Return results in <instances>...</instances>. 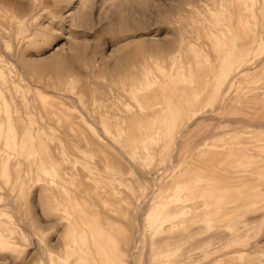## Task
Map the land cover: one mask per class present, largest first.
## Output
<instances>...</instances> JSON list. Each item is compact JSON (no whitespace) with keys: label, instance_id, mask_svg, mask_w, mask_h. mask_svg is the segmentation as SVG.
<instances>
[{"label":"rangeland","instance_id":"rangeland-1","mask_svg":"<svg viewBox=\"0 0 264 264\" xmlns=\"http://www.w3.org/2000/svg\"><path fill=\"white\" fill-rule=\"evenodd\" d=\"M263 124L264 0H0V264H264Z\"/></svg>","mask_w":264,"mask_h":264},{"label":"bare ground","instance_id":"bare-ground-1","mask_svg":"<svg viewBox=\"0 0 264 264\" xmlns=\"http://www.w3.org/2000/svg\"><path fill=\"white\" fill-rule=\"evenodd\" d=\"M261 61H262V60H261ZM250 68H251V67H250ZM241 71H242V70H241ZM237 74H238V73H237ZM235 75H236V74H235ZM229 81H230V80H229ZM225 89H226V88H225ZM225 89H224V90H225ZM213 110H214V109H213ZM205 115H206V114H205ZM240 122H241V120H240ZM189 124H190V123H189ZM245 124H247V122H246ZM187 125H188V124H187ZM263 125H264V124H263ZM261 127L264 128V126H261ZM24 129H25V128H24ZM183 129H184V128H183ZM181 131H182V130H181ZM184 131H185V130H184ZM182 133H183V132H182ZM161 141H162V140H161ZM163 141H164V140H163ZM175 141H176V140H175ZM177 143H178V142H177ZM177 145H178V144H177ZM153 146H154V145H153ZM175 147H176V145H175ZM154 149H155V148H154ZM174 149H176V148H174ZM177 152H178V151H177ZM175 155H176V153H175ZM171 163H172V162H171ZM158 173H159V172H158ZM155 178H156V177H155ZM156 180H157V179H156ZM156 188H157V187H156ZM156 188H155V189H156ZM154 192H157V189H156ZM150 196H151V195H149V197H150ZM146 199H148V198H146ZM144 202H145V203H144ZM148 203H149V200L143 201V204H145V205H147ZM143 204H142V205H143ZM142 207H143V206H141V209H142V210H145V209H143ZM144 208H146V206H144ZM142 210H141V211H142ZM156 211H157V210H156ZM143 212H144V211H143ZM143 212H142V213H143ZM138 215H139V214H138ZM138 215H137V216H138ZM139 219H140V218H139ZM138 224H139V223H138ZM138 224H137V228H138ZM137 228H136V229H137ZM139 229H140V228H139ZM134 232H135V231H134ZM139 232H140V231L137 229V233H139ZM137 233H136V234H137ZM140 234H141V233H140ZM140 234H139V235H140ZM136 236H137V235H136ZM136 236H135V237H136ZM143 236H144V235H143ZM143 236H142V237H143ZM138 237H139V236H138ZM139 242H140V241H139ZM95 243H97V242H95ZM102 244H103V243H100V244L98 243V245H102ZM138 244H139V243H138ZM137 246H138V245H137ZM140 246H141V245H140ZM256 247H257V246L254 245V246L250 247L249 249H247L246 251H249L250 249H254V248H256ZM137 248H138V247H137ZM132 249H135V248H132ZM162 249H163V248H162ZM138 250H139V249H138ZM237 250H238V249H237ZM84 251H85V250H84ZM130 251H131V249H130ZM164 251H165V250H164ZM231 252H232V251H231ZM86 253H87V252H86ZM229 254H231V253H229ZM224 255H225V254H224ZM222 256H223V255H222ZM184 260H185V261H184ZM184 260H183L184 263H186V260H187V259H184ZM205 263H206V262H205ZM205 263H204V264H205ZM208 263H210V262H207V264H208ZM182 264H183V263H182Z\"/></svg>","mask_w":264,"mask_h":264}]
</instances>
